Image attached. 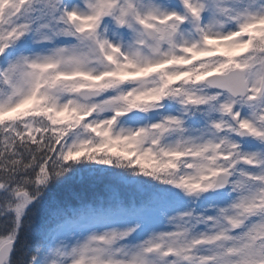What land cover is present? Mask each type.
<instances>
[{"label": "snow or ice", "instance_id": "obj_1", "mask_svg": "<svg viewBox=\"0 0 264 264\" xmlns=\"http://www.w3.org/2000/svg\"><path fill=\"white\" fill-rule=\"evenodd\" d=\"M0 264H264V0H0Z\"/></svg>", "mask_w": 264, "mask_h": 264}]
</instances>
